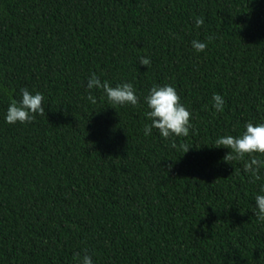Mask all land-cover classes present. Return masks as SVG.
Masks as SVG:
<instances>
[{
	"label": "trees",
	"instance_id": "trees-1",
	"mask_svg": "<svg viewBox=\"0 0 264 264\" xmlns=\"http://www.w3.org/2000/svg\"><path fill=\"white\" fill-rule=\"evenodd\" d=\"M93 73L139 103L111 105ZM153 85L192 112L187 137L144 134ZM22 88L45 115L9 124ZM249 121L264 123V0H0V264H264V167L253 183L250 157L214 146Z\"/></svg>",
	"mask_w": 264,
	"mask_h": 264
},
{
	"label": "clouds",
	"instance_id": "clouds-1",
	"mask_svg": "<svg viewBox=\"0 0 264 264\" xmlns=\"http://www.w3.org/2000/svg\"><path fill=\"white\" fill-rule=\"evenodd\" d=\"M204 24L203 16L195 18L197 28ZM213 39L212 36L207 38L208 41ZM192 47L197 52L206 49L207 43L199 40H193ZM140 63L148 66L151 61L147 57H141ZM87 89H102L106 94L107 100L111 105L131 104L133 106L139 103V97L136 89L131 82L119 83L114 87L107 81H101L100 77L93 73L87 81ZM21 99H11L6 114V122L15 124L17 122L31 123L35 120L36 115H45L44 96L40 92L31 93L27 88H22ZM93 104L96 102L95 97L89 92L87 97ZM213 107L217 111H222L225 100L220 94H214L212 97ZM149 111L146 116L151 120V124H145L144 134L151 135L152 129L159 130L160 135L168 139L172 136L187 137L192 127V112L181 103L180 96L172 85H153L149 93L144 97ZM246 130L239 136L225 135L219 137L214 146H224L230 151L225 155V161L231 163L233 160H244L245 156L250 159L244 162V171L251 175V182L255 183L260 180V169L264 167V159L258 158L256 154L264 155V123L249 121L245 125ZM176 144L173 142L172 147ZM184 147V153L189 150L188 146ZM172 165H168L171 169ZM264 192V187L261 189ZM255 203L258 211L256 216L260 221H264V195H257ZM215 210V209H214ZM78 264H93L92 256L85 253L80 257L79 253L74 257Z\"/></svg>",
	"mask_w": 264,
	"mask_h": 264
}]
</instances>
